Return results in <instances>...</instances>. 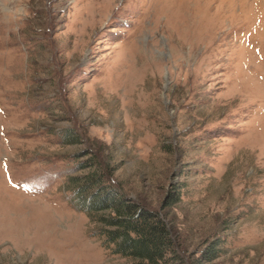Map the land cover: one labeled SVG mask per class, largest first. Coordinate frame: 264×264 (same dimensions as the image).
<instances>
[{
	"label": "rangeland",
	"instance_id": "rangeland-1",
	"mask_svg": "<svg viewBox=\"0 0 264 264\" xmlns=\"http://www.w3.org/2000/svg\"><path fill=\"white\" fill-rule=\"evenodd\" d=\"M101 168L154 210L183 185L185 264H264V0H0V264H148L77 208Z\"/></svg>",
	"mask_w": 264,
	"mask_h": 264
},
{
	"label": "trees",
	"instance_id": "trees-1",
	"mask_svg": "<svg viewBox=\"0 0 264 264\" xmlns=\"http://www.w3.org/2000/svg\"><path fill=\"white\" fill-rule=\"evenodd\" d=\"M72 134L67 143H75ZM84 169L85 166H79ZM77 208L100 224L97 235L114 255L138 259L148 264H185L182 246L163 211L175 206L183 196V185L172 188L159 210L130 199L122 185L112 182L101 168L85 178H71ZM222 238L213 240L194 264H210L224 253Z\"/></svg>",
	"mask_w": 264,
	"mask_h": 264
}]
</instances>
